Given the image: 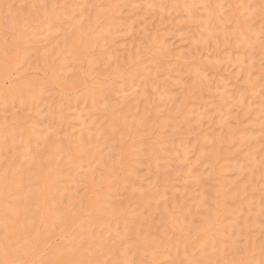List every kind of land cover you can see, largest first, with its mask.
I'll return each mask as SVG.
<instances>
[{"label":"rangeland","instance_id":"obj_1","mask_svg":"<svg viewBox=\"0 0 264 264\" xmlns=\"http://www.w3.org/2000/svg\"><path fill=\"white\" fill-rule=\"evenodd\" d=\"M0 264H264V0H0Z\"/></svg>","mask_w":264,"mask_h":264}]
</instances>
